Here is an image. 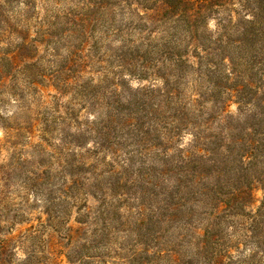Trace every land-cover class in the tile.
Returning <instances> with one entry per match:
<instances>
[{
    "label": "trees",
    "instance_id": "16d2710c",
    "mask_svg": "<svg viewBox=\"0 0 264 264\" xmlns=\"http://www.w3.org/2000/svg\"><path fill=\"white\" fill-rule=\"evenodd\" d=\"M13 3L0 4V45L7 46H0V98H15L28 116L10 122L0 113V150L25 141L43 153L51 130L40 127L47 119L32 108L43 107L48 87L60 98L71 93L75 112L62 120L75 128L63 140L66 151L75 149V179L66 187L75 191V238L71 228L66 234L70 242L75 239V263L88 264L91 258L82 250L106 233L109 211L123 221L118 208L128 181L140 194L148 186L157 189L158 199L153 216L142 203L134 208L136 219L125 221L129 229L144 230L152 220L188 224L190 206H201L203 230L189 260L183 262L172 248L160 250L169 264H234L233 252L240 254L246 245L252 249L238 264L264 263V0H75V17L66 20L75 35V62L53 72L54 82L40 56L49 46V25L36 21L30 34L31 15L25 12L24 24H12L6 12ZM22 4L30 9L33 1ZM12 37L15 46L9 44ZM113 61L139 64L126 70L129 79H159L161 86L132 88L123 76L108 80L106 70L93 80V64ZM12 73L24 77L20 92H6ZM38 131L39 142L33 143ZM185 135L190 140L175 147ZM135 157L150 158L147 172L133 169ZM13 172L0 165V264H37L42 251H27L21 259L19 242L10 236L28 219L8 195ZM259 189L263 198L253 211ZM88 197L98 204L96 216Z\"/></svg>",
    "mask_w": 264,
    "mask_h": 264
},
{
    "label": "rangeland",
    "instance_id": "374dc122",
    "mask_svg": "<svg viewBox=\"0 0 264 264\" xmlns=\"http://www.w3.org/2000/svg\"><path fill=\"white\" fill-rule=\"evenodd\" d=\"M5 1L0 0V4L4 5ZM27 1H33L30 9L22 4ZM8 10L6 16L10 18L12 24L16 21L24 24L26 18L24 12L26 15H31L29 32L32 35L36 21H44L46 25H49L47 31L51 36L49 46L47 52H40V56H43L42 68L46 76L50 77L53 72L62 69L71 59L75 62V57L70 54L74 51L75 35L69 33V27L66 25L67 19L75 17V0H16V4L13 3ZM9 41L10 46L18 43L14 37ZM0 46L2 49L7 47L4 44ZM121 65H124L125 69H121ZM134 65L138 67L139 64H117L116 61L111 64L107 62L93 64L90 76L96 81L103 76V71L100 70H106L108 80L123 76L125 81L130 80L132 88L147 87L153 84L161 86L159 79L154 81L152 79L143 81L129 79V72L126 70H131ZM50 79L54 82V78L50 77ZM23 80V76L12 73L6 82L8 87L6 92L9 90L20 92ZM42 97L43 107L38 112L37 108L33 107L32 112L43 113L47 121L40 127H46V130L48 127V131L51 130L42 143L43 153L37 154L36 148L27 146L25 141H21V144L14 150H5L4 147L0 150V165H9L14 168L9 185V198L14 203L21 204L22 210H25L28 216L27 221L15 226L10 236L19 242L16 253L21 259L27 251L41 250L42 252L36 256L37 264H77L74 259L75 239L70 242L66 237L67 229L71 228L69 233L75 238V191L66 190V187H69L75 179L73 161L75 149L69 146L70 151L68 152L65 149L66 146L63 145L65 133L72 135L75 133V128L72 124L67 125L66 120H62L66 117V112H75V102L71 100V93L60 98L52 87L44 90ZM14 100L15 98L9 95L0 98V113L9 116L10 122L18 118L22 121L28 113L24 114ZM23 100L28 101L26 93H23ZM55 106H57L56 113L53 110ZM230 111L235 113V107H231ZM51 117L58 119L52 123ZM37 134L39 131L35 133L33 143L39 142ZM4 137V131L0 127V145L3 144ZM189 140L190 136L185 135L175 144V147L183 146ZM148 159L149 161L143 162L135 157L133 169L140 168L147 172L146 169H149L151 163L150 158ZM37 162L42 165H37ZM123 192L125 196L120 200L121 205L118 208L119 214L123 215V221H116L113 217L115 212L109 211L105 220L107 222L106 233L100 238L97 236L92 238L94 240L92 249L82 250L83 254L91 258L86 262L88 264H169L168 260L161 258L165 254L160 255L158 252L170 248L179 255L180 259H183V262L189 260L193 244L203 230V219L198 216L201 206H190L194 215L188 224L183 223L182 219L170 226H164L152 220L146 229L135 231L125 226L127 224L125 221L132 222L136 219L133 210L140 203L143 204L146 215H155L157 213V189L148 186L147 192L140 194V189L132 187L128 181ZM131 198H138V200L136 199L134 203ZM262 198L263 192L259 189L254 193L253 211L260 205ZM87 201L94 207L92 214L96 216L95 210L98 204H95L90 197ZM100 222L99 220V226ZM35 230L37 234L32 233ZM246 246V249L244 246L240 248V254L233 252L234 264H238L239 256L249 254L252 247ZM69 256L73 260L69 259Z\"/></svg>",
    "mask_w": 264,
    "mask_h": 264
}]
</instances>
